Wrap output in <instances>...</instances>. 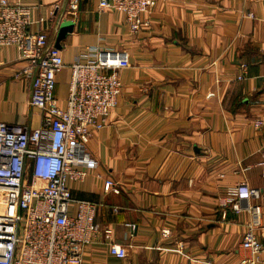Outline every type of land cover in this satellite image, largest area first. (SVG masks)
Instances as JSON below:
<instances>
[{"label": "crops", "instance_id": "0c3cea01", "mask_svg": "<svg viewBox=\"0 0 264 264\" xmlns=\"http://www.w3.org/2000/svg\"><path fill=\"white\" fill-rule=\"evenodd\" d=\"M10 1L32 8L31 31H45L64 59L61 106L87 49L129 55L119 104L87 144L97 167L70 185L74 200L98 205L84 264H241L251 217L224 204L230 187L259 189L264 227V129L254 126L264 118V0H157L137 35L123 14L99 13L98 0H79L76 14L71 0ZM24 67L15 48L0 47V123L37 129L33 81L16 78ZM6 199L0 213L14 211Z\"/></svg>", "mask_w": 264, "mask_h": 264}, {"label": "built area", "instance_id": "2783aa9c", "mask_svg": "<svg viewBox=\"0 0 264 264\" xmlns=\"http://www.w3.org/2000/svg\"><path fill=\"white\" fill-rule=\"evenodd\" d=\"M156 1L98 0V12L123 14L131 33L137 35L151 26L147 16ZM78 3L70 1L72 14ZM34 24L30 6L0 0V47L15 48L26 62L16 78L32 79L31 105L41 115L37 129L0 123V192L9 195L5 197L14 208L11 213H0V264H84L85 248L99 232L98 205L74 200L70 185L82 183L97 167L87 144L119 104L120 71L130 67L129 55L87 49L70 65L69 94L61 106L57 76L66 65L60 51L49 46L45 31H31ZM216 66L214 61L211 67ZM254 126L264 129V118L256 119ZM262 155L264 169V150ZM112 188L113 182L107 181L105 190ZM260 198L261 191L246 183L230 187L226 194L225 208L251 217L240 245L239 252L246 253L241 264H260L264 255L262 207L253 204ZM106 235L110 238L111 231ZM109 250L118 259L127 257L124 246L112 243Z\"/></svg>", "mask_w": 264, "mask_h": 264}, {"label": "rangeland", "instance_id": "374dc122", "mask_svg": "<svg viewBox=\"0 0 264 264\" xmlns=\"http://www.w3.org/2000/svg\"><path fill=\"white\" fill-rule=\"evenodd\" d=\"M0 196H1V197H5V196H6V197H9V195H8L7 193H4V192H2V193L0 192ZM6 197H5V198H6Z\"/></svg>", "mask_w": 264, "mask_h": 264}, {"label": "water", "instance_id": "95a60500", "mask_svg": "<svg viewBox=\"0 0 264 264\" xmlns=\"http://www.w3.org/2000/svg\"><path fill=\"white\" fill-rule=\"evenodd\" d=\"M65 31H68V30H67V29H64V32H65Z\"/></svg>", "mask_w": 264, "mask_h": 264}]
</instances>
